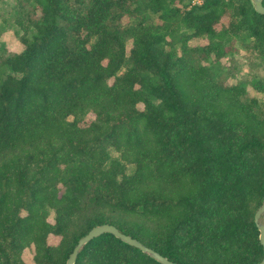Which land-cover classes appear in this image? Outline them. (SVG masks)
<instances>
[{"label": "trees", "instance_id": "trees-1", "mask_svg": "<svg viewBox=\"0 0 264 264\" xmlns=\"http://www.w3.org/2000/svg\"><path fill=\"white\" fill-rule=\"evenodd\" d=\"M192 1L0 0V264H66L103 224L177 264L263 260L264 15ZM76 264L161 263L103 234Z\"/></svg>", "mask_w": 264, "mask_h": 264}, {"label": "water", "instance_id": "water-1", "mask_svg": "<svg viewBox=\"0 0 264 264\" xmlns=\"http://www.w3.org/2000/svg\"><path fill=\"white\" fill-rule=\"evenodd\" d=\"M252 2H253L254 9L256 10V12L264 15L263 0H252ZM254 221H255V224L258 230L260 231L259 240H260L261 245L263 246V251H264V223H262L264 221V197L262 199L260 207L255 213ZM103 234H112L116 236L117 238L124 241L125 243L130 244L133 247L142 250L144 253H147L149 256H151L153 259L157 260L161 264H177V263H174L168 260L166 257L160 255L154 250L146 247L144 244H142L137 239L121 232L117 227H115L114 225H110V224H103V225L95 226L84 237H82L78 241V244L75 246L72 253L70 254V257L67 260L66 264H76L78 256L81 250L83 249V247L87 245L89 242H91L92 240L100 237ZM258 264H264V257H263V260Z\"/></svg>", "mask_w": 264, "mask_h": 264}, {"label": "rangeland", "instance_id": "rangeland-1", "mask_svg": "<svg viewBox=\"0 0 264 264\" xmlns=\"http://www.w3.org/2000/svg\"><path fill=\"white\" fill-rule=\"evenodd\" d=\"M4 40L6 42H8V44L13 47L14 49H18L20 46H19V43L15 40V38L11 35V34H6L4 36ZM258 210V209H257ZM256 210V211H257ZM256 213V212H255ZM264 223V221L262 222ZM25 259L27 260V262H29L30 264H36L35 263V260L33 259V253L30 252V251H27V253L25 254Z\"/></svg>", "mask_w": 264, "mask_h": 264}, {"label": "built area", "instance_id": "built-area-1", "mask_svg": "<svg viewBox=\"0 0 264 264\" xmlns=\"http://www.w3.org/2000/svg\"><path fill=\"white\" fill-rule=\"evenodd\" d=\"M201 3H202V0H193L192 1L193 5H198V4H201Z\"/></svg>", "mask_w": 264, "mask_h": 264}]
</instances>
